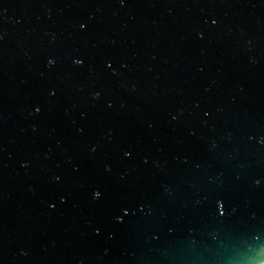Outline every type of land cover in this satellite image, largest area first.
I'll return each instance as SVG.
<instances>
[{
  "label": "water",
  "instance_id": "1",
  "mask_svg": "<svg viewBox=\"0 0 264 264\" xmlns=\"http://www.w3.org/2000/svg\"><path fill=\"white\" fill-rule=\"evenodd\" d=\"M0 264H264V0H0Z\"/></svg>",
  "mask_w": 264,
  "mask_h": 264
}]
</instances>
